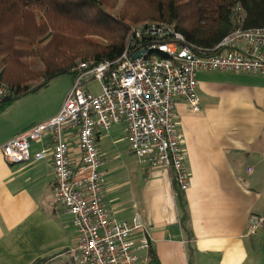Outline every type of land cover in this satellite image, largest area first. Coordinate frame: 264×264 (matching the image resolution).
Segmentation results:
<instances>
[{
    "label": "crops",
    "instance_id": "0c3cea01",
    "mask_svg": "<svg viewBox=\"0 0 264 264\" xmlns=\"http://www.w3.org/2000/svg\"><path fill=\"white\" fill-rule=\"evenodd\" d=\"M226 73L257 86L224 92L230 98L223 99L219 87L197 83V94L201 90L221 99L199 100L198 113L183 100L174 101V129L189 180L182 193L188 231L171 172L133 156L126 135L114 134L123 125L95 132L102 202L117 223L132 224L139 217L150 245L137 255L149 259L152 249L155 264H264V234L249 235L250 217L264 216V76ZM71 84L67 76L57 78L0 113V264L42 259L44 264H74L76 235L65 210L55 204L50 158L13 164L1 152L16 135L55 117ZM63 137L77 152L73 132ZM48 146L47 139L35 143L31 154Z\"/></svg>",
    "mask_w": 264,
    "mask_h": 264
},
{
    "label": "built area",
    "instance_id": "2783aa9c",
    "mask_svg": "<svg viewBox=\"0 0 264 264\" xmlns=\"http://www.w3.org/2000/svg\"><path fill=\"white\" fill-rule=\"evenodd\" d=\"M212 52L197 54L172 26L134 30L116 61L78 66V75L55 117L2 146L8 163L50 158L55 204L65 210L76 235L71 251L74 264H147L149 259L137 255L150 245L139 217L132 224L117 223L102 202L95 132L124 124L131 154L143 164L170 171L178 191L186 192L189 180L174 129V101L183 100L193 113L200 111L199 72L264 76V27L238 28ZM136 55L139 57L133 59ZM91 81L99 84V94L86 88ZM7 92L0 87V98ZM68 130L77 138V152L63 137ZM44 139L48 148L31 154V146ZM259 232L264 234V216H251L249 235Z\"/></svg>",
    "mask_w": 264,
    "mask_h": 264
},
{
    "label": "trees",
    "instance_id": "16d2710c",
    "mask_svg": "<svg viewBox=\"0 0 264 264\" xmlns=\"http://www.w3.org/2000/svg\"><path fill=\"white\" fill-rule=\"evenodd\" d=\"M138 1L149 6V10L134 12L133 16L155 25L172 26L175 32L183 36L184 43L197 54H213L212 51L221 40L238 28L247 30L264 27V0ZM37 11L83 23L88 34L70 36L73 39L67 43L60 37L67 35L66 26L44 24L46 28L38 30L41 38L30 43L33 46L31 52H25L27 54L23 56L37 59L44 68L38 72H29L23 63L18 62L19 50L13 47L15 41L29 47L21 25L28 21L30 12L34 16L32 20H36ZM43 16L45 15L40 16L39 20ZM69 33L73 35L71 29ZM132 33L130 27L109 14L99 0H0V40H7L4 48L9 50L5 56H1L0 49V87L8 88L6 96L0 98V113L18 99L46 88L57 78L68 76L74 80L81 63L96 66L102 62L116 61L129 44ZM88 36L103 39L105 43L85 41ZM41 46L44 48H39ZM49 47L52 48V54L46 55L43 50ZM37 80L40 81L33 84ZM174 187L181 222L184 230L188 231L187 205L183 192H179L175 185ZM148 257L150 264L156 263V255L152 249L149 250ZM46 261L37 260L34 264H44Z\"/></svg>",
    "mask_w": 264,
    "mask_h": 264
},
{
    "label": "rangeland",
    "instance_id": "374dc122",
    "mask_svg": "<svg viewBox=\"0 0 264 264\" xmlns=\"http://www.w3.org/2000/svg\"><path fill=\"white\" fill-rule=\"evenodd\" d=\"M99 2L102 4V6L105 8V10L111 14L112 16L117 17L118 19H120L121 21H123L128 27H130L131 31L134 30H139L145 26H150V25H155L152 24L150 21H146L144 20H140L138 18H136L135 16H133L134 12L136 13L137 11H146L145 9H148L149 6H147L146 4H142L140 1L138 0H99ZM149 10V9H148ZM30 18L28 17V21H26L24 24H22V28L25 31V38L28 39L29 41V47L26 44H18V41H15L13 48L19 50L18 52V58L19 61L25 65V67L27 68V70L29 72H38L39 70H43L44 66L42 63H40L37 59L35 58H30V57H23L24 54H27L25 52H31V44L30 43H35L37 42L40 38V32H38V30L43 29V27H45L44 24H53L54 26L58 25H63L64 28H66V34L67 35H62L60 37H62L67 43L72 41V37L73 36H77L79 35V33H86L88 34V30L87 27L80 22H74V21H70V20H64L62 18H60L59 16H57V14H43L42 12H36V20H32L34 19L33 14L30 12ZM43 16V18L39 17ZM140 20V21H139ZM66 26V27H65ZM46 28V27H45ZM69 29L72 30L73 35H69ZM72 36V37H70ZM81 36V35H80ZM0 49L2 51L1 56H5L7 52H9L8 48L5 49V44L6 41L5 40H0ZM85 41H92V42H99V43H105V41L103 39L97 38V37H86ZM52 44V43H51ZM3 46V47H2ZM39 46V45H38ZM33 47V46H32ZM12 48V52L14 51ZM39 48H44L43 46L39 47ZM52 48H45V50H43L45 52L46 55H51L52 54ZM29 54V53H28ZM10 64V62L8 63ZM68 77V76H67ZM61 78V77H60ZM70 78V77H68ZM71 79V78H70ZM40 80H37V82H33V84H37ZM196 82L198 83L199 86L203 85V86H215V87H219V92H221L223 99H227L230 98V96L224 95V92H228V91H236V90H242V91H246L248 90V88H255L257 86L256 83L252 82L251 80H249L247 77H243V76H238V75H234V74H230V73H206V72H199L197 74L196 77ZM32 83V82H30ZM59 83H61V81H59ZM58 84H56L57 86ZM53 86H55V84H53ZM87 89L90 91V93H92L93 95H97L100 93V88H99V84L96 81H91L86 85ZM6 90L8 91V88L5 87ZM218 89V88H217ZM221 90V91H220ZM198 97L200 102L205 100L207 102H218L221 99L219 98V96H212L207 94V92L201 91L199 90L198 92ZM233 101L239 102L237 99H232ZM122 128L119 129H113L115 130L114 134L115 137H122L124 135H126L125 133V129L126 126L124 124Z\"/></svg>",
    "mask_w": 264,
    "mask_h": 264
},
{
    "label": "water",
    "instance_id": "95a60500",
    "mask_svg": "<svg viewBox=\"0 0 264 264\" xmlns=\"http://www.w3.org/2000/svg\"><path fill=\"white\" fill-rule=\"evenodd\" d=\"M139 57V55H136V56H134V58L133 59H137Z\"/></svg>",
    "mask_w": 264,
    "mask_h": 264
}]
</instances>
